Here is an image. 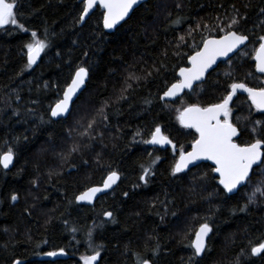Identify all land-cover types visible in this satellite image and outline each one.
<instances>
[{"label": "trees", "instance_id": "trees-1", "mask_svg": "<svg viewBox=\"0 0 264 264\" xmlns=\"http://www.w3.org/2000/svg\"><path fill=\"white\" fill-rule=\"evenodd\" d=\"M262 8L264 0H150L107 34L98 8L79 26L78 0H18V21L28 31L0 28V155L9 148L15 153L13 168H0V264H83L82 257L97 250L96 264H138L139 259L149 264H264V254L251 255V248L264 242V198L257 193V203L239 211L264 182L260 168L233 196L221 190L208 164L172 175L180 147L188 151L197 137L179 124L185 107L219 103L233 82L264 86L253 62L258 38L264 36ZM232 17L240 20L237 30L249 37L240 51L247 55L229 66L220 63L175 102H162L202 38L222 36L220 29L227 31ZM198 23L194 39L188 37V29ZM32 31L48 47L39 64L28 68ZM180 36L186 39L177 48ZM79 66L90 70L86 88L69 116L53 121L50 107ZM130 74L140 79L128 81L132 88L118 99ZM101 107L108 119L98 122L92 133L96 138L81 137L82 126L93 117L99 121ZM230 108V120L241 133L236 142H251L256 138L251 130L264 125V114L244 96ZM157 126L176 145L175 152L171 145L155 149L143 143ZM74 144L80 150L69 155ZM145 167L152 169L147 183L140 179ZM111 171L120 179L110 193L92 207L75 203L77 195L101 185ZM106 212L113 214L109 221ZM204 222L212 227L210 251L196 258L190 244ZM61 249L67 257L45 260L47 252Z\"/></svg>", "mask_w": 264, "mask_h": 264}, {"label": "snow or ice", "instance_id": "snow-or-ice-1", "mask_svg": "<svg viewBox=\"0 0 264 264\" xmlns=\"http://www.w3.org/2000/svg\"><path fill=\"white\" fill-rule=\"evenodd\" d=\"M79 2L82 4L79 22H84L91 10L98 5L103 9V28L115 29L121 21L126 22V18H130V13L134 10V6L139 5L141 0H79ZM17 9L18 0H0V28L12 25L22 32L28 31L23 24L19 23ZM261 12H264V8L261 9ZM237 15H239L238 12ZM239 23V19L232 17L230 23L227 25V31L223 28L220 29L221 32H224L222 36H219V38L203 37L201 40L202 47L197 46V50L187 57L191 67H181L179 69V79L171 84L161 99L164 97L173 98L185 89H193L194 82L203 80L205 73L212 68L217 58L228 57L230 53L236 52L241 46H246V41H248L249 37L237 30L236 26ZM203 27L207 29L208 26L203 25ZM200 28L201 24L199 23L195 29L190 27L187 36L194 39L192 33L199 31ZM31 37L32 42L26 44L28 68L36 64L40 54L48 47L46 41L37 38V32L32 31ZM185 39V36L178 38L176 42L177 48L185 43ZM258 39L259 47L255 49L254 60L256 61V71L264 73V36H260ZM162 67L163 64L160 65V68ZM159 70V68L156 69V71ZM151 74V72L146 73L148 76ZM89 75L90 70L88 68L83 66L77 67L71 78V82L63 90L62 98L54 106L50 107L51 117H66L70 114L72 105L75 103L74 98L78 99V94L81 92ZM134 79L139 80L140 77L135 76V74H130L127 77L125 87L121 89V96L118 99H125L123 92L132 88V84L128 81ZM228 87L230 91H228L227 95L223 96L219 103H214L207 107L190 104L179 113L178 120L180 124L184 128L195 129L196 133H198V138L191 145V151H185L183 146L180 147L179 157L172 168V175L175 176L178 173L189 170V165L195 166L197 161H212L214 164L212 171L218 174V185L221 186V190L226 195L235 194L239 191L240 187L245 186L251 181L252 176L255 175L254 166L260 168L261 175H264V125H261L260 121H256V125H261L259 131H257L255 125L251 130L256 138L251 142L237 143L234 138H238L241 133L230 120L231 108L229 107L237 92L243 91L248 94V99L251 101L252 106L258 111L264 112V87L252 88L238 82H233ZM97 116L99 117V121L93 117L88 121L86 126H82L81 137H87L90 140L96 138L92 133L96 131L98 122L102 123L108 119V114L105 112L104 107L97 110ZM137 135H140V133L137 132ZM143 143L160 146L171 145L174 152L176 149V145L172 143L168 136L162 133L159 126L155 127L154 131L151 132V138L143 141ZM79 150L80 145L74 144L68 154L71 155ZM14 156L15 153L12 148H9L6 153L0 155V166L8 169L13 163ZM84 163H87V161ZM151 171V167L143 168L144 174L140 179L147 183V177L151 174ZM118 179V173L111 171L104 180L102 188L90 187L77 195L75 199L77 202L87 201L88 203H92L97 193L111 188ZM257 193H259L260 197L264 198V182L260 186L255 187L251 194L248 195L246 204L240 207L239 211H247L249 205L256 204ZM125 196H127V193H125ZM11 200L13 202L17 201L18 196L13 194ZM261 203H264V199L261 200ZM104 215L112 218L113 214L106 212ZM172 215H175V213ZM211 232L212 227L207 222L200 225L199 229L195 232V240L190 244V247L193 249V257L203 258L210 251L206 238L209 237ZM89 238H91V232L89 233ZM262 254H264V242L251 248L252 256ZM46 255L56 257L64 255V251L63 249L59 252L50 251ZM99 256L100 252L97 250L91 256L82 257L83 264H96ZM14 264H21V262L16 260ZM138 264H149V260L139 259ZM196 264H199V261Z\"/></svg>", "mask_w": 264, "mask_h": 264}, {"label": "water", "instance_id": "water-1", "mask_svg": "<svg viewBox=\"0 0 264 264\" xmlns=\"http://www.w3.org/2000/svg\"><path fill=\"white\" fill-rule=\"evenodd\" d=\"M79 1V0H78ZM148 1H150V0H141V2H140V4L139 5H137V6H134V10L135 9H137L139 6H141L142 4H144L145 2H148ZM99 9L102 13H103V9H101L98 5L93 9V10H91V12L89 13V16L96 10V9ZM133 10V11H134ZM133 11L130 13V16H131V14L133 13ZM89 16H87L86 18H85V21L88 19V17ZM129 18H126V21L128 20ZM85 21L84 22H80L79 23V26H82L84 23H85ZM124 23V21H121V23L119 24V25H117V27L115 28V29H104L103 28V16H102V28H103V31L105 32V33H107V34H113V33H115V31L117 30V28H119L122 24ZM216 38H219V37H216ZM247 43H248V41H246V45H247ZM200 47H202V45L200 46ZM259 47V46H258ZM243 48H245V46H241V48L239 49V50H237L236 52H234V53H230L229 54V56L228 57H219V58H217V61H216V63L212 66V68H210L209 69V71L207 72V73H205V76H204V78H203V80L202 81H197V82H194V85H193V88L195 87V86H197V85H199V84H201V83H203L204 82V80L206 79V76L210 73V72H212L213 70H215L216 68H217V66L220 64V63H224V62H227L228 60H230L233 56H235L238 52H240ZM254 55H255V53H254ZM41 57V56H40ZM40 57L37 59V62H36V64H34V65H32V67H35V66H37L38 64H39V62H40ZM26 62H27V54H26ZM253 62H254V65H255V71H256V61L254 60V56H253ZM186 67H191V65L188 63V60H187V66ZM178 73H179V70H178V72H177V78L179 79V76H178ZM256 73L258 74V75H261V76H263L264 77V73H259V72H257L256 71ZM87 81H88V79L86 80V83H87ZM71 82V81H70ZM86 83H85V85L83 86V88H82V90H81V92L78 94V97L81 95V93L85 90V88H86ZM264 87V86H263ZM193 89H185L183 92H181L178 96H176V97H173V98H168V97H164L163 99H161V97H163V94H162V96L160 97V100L162 101V102H175L177 99H179V98H181L184 94H187V93H191V91H192ZM167 91V90H166ZM229 91H230V89H229ZM62 96H63V93H62ZM62 96H61V98H62ZM237 96H244V97H247L248 98V94L247 93H245V92H243V91H238L237 92V94H236V96H234L233 97V100L237 97ZM60 98V99H61ZM75 99V102H76V100H77V98H74ZM233 102V101H232ZM231 102V103H232ZM251 102V101H250ZM231 103H230V105H231ZM55 105V104H54ZM230 105H229V107H230ZM72 107H73V105H72ZM254 107V106H253ZM255 108V107H254ZM72 109V108H71ZM256 109V108H255ZM257 110V109H256ZM260 112V111H259ZM261 113H263L264 114V112H261ZM69 115H67L66 117H57V118H53V117H51V115H50V117H51V119L53 120V121H56V120H63V119H66L67 117H68ZM179 124H180V122H179ZM181 125V124H180ZM182 126V125H181ZM183 127V126H182ZM184 128V127H183ZM186 129H189V128H186ZM195 133H196V131H195V129H192ZM196 135H197V137H196V139L198 138V133H196ZM151 138V137H150ZM235 140H237L238 138H234ZM193 144V143H192ZM150 146L152 147V148H155V149H164V148H166L168 145H164V146H160V145H151L150 144ZM192 149H191V147H190V149L188 150V151H191ZM3 155V154H2ZM200 164H208L210 167H214V164H213V162L212 161H209V160H200V161H197L196 162V165L195 166H193V165H189V170L190 169H192V168H194V167H196V166H198V165H200ZM13 165H14V159H13V163L9 166V168L8 169H4L2 166H0V168L3 170V171H10L12 168H13ZM254 169H256V167L254 166ZM189 170H186L185 172H187V171H189ZM185 172H182V173H185ZM182 173H178V174H182ZM213 174H214V176L217 178V179H219V177H218V174H216V173H214L213 172ZM108 176V175H107ZM107 176L105 177V179L107 178ZM119 176V175H118ZM104 179V180H105ZM119 179H120V177H119ZM119 179L116 181V183L115 184H113L112 185V187L111 188H109V189H105L103 192H100V193H97L96 194V197L93 199V201H92V203H88L87 201H81V202H77L76 201V199H75V203L77 204V205H80V206H87V207H92L93 205H94V203L99 199V198H101V197H103V196H105V195H107L108 193H110L115 187H116V185L118 184V182H119ZM104 180H103V182H104ZM103 182L101 183V185H99V186H93V187H103ZM221 187V186H220ZM242 187H244V186H242ZM242 187H240L239 188V190L242 188ZM87 190V189H86ZM85 190V191H86ZM84 192V191H83ZM238 193V191L235 193V194H237ZM235 194H228L227 196H233V195H235ZM111 218H109V217H107V216H105L104 215V220H106V221H109ZM199 229V228H198ZM197 229V230H198ZM196 230V231H197ZM211 234V233H210ZM210 234H209V236H210ZM209 238V237H208ZM208 238H206V240H208ZM195 240V234H194V237H193V240L192 241H194ZM65 257H67V255L64 253V255H58V256H56V257H49V256H45V260H47V261H55V260H59V259H63V258H65ZM254 257H258V256H254ZM21 262V264H23V261H20ZM14 264V263H13Z\"/></svg>", "mask_w": 264, "mask_h": 264}, {"label": "rangeland", "instance_id": "rangeland-1", "mask_svg": "<svg viewBox=\"0 0 264 264\" xmlns=\"http://www.w3.org/2000/svg\"><path fill=\"white\" fill-rule=\"evenodd\" d=\"M246 55H247V54H246L245 52H239V53L234 57V58H237V59L232 58V59L228 60L227 62H225V64H226L227 66H229V65H231L234 61L239 60L240 58H244Z\"/></svg>", "mask_w": 264, "mask_h": 264}]
</instances>
